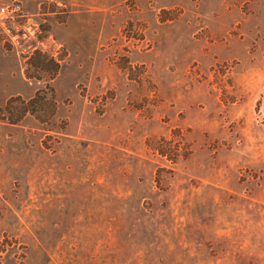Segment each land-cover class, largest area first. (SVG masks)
<instances>
[{"label":"rangeland","instance_id":"obj_1","mask_svg":"<svg viewBox=\"0 0 264 264\" xmlns=\"http://www.w3.org/2000/svg\"><path fill=\"white\" fill-rule=\"evenodd\" d=\"M21 1L0 264H264V0Z\"/></svg>","mask_w":264,"mask_h":264},{"label":"crops","instance_id":"obj_2","mask_svg":"<svg viewBox=\"0 0 264 264\" xmlns=\"http://www.w3.org/2000/svg\"><path fill=\"white\" fill-rule=\"evenodd\" d=\"M0 4L2 3L0 2ZM36 8V11L28 12L26 16H24V18L20 19L18 22L8 20L7 24L4 25V31L6 32L7 37L11 39L17 38L18 43L22 46H25L30 40H33L32 49L34 52L42 53L44 50L48 48L50 49L48 41H50L49 38L51 30L49 25L45 22H37L35 20V15H37V13L39 14L42 9L40 8L39 3L37 4ZM7 18L9 19L7 15L0 14V19L3 21V24L4 20H7ZM16 29L19 30L17 33L14 32ZM8 50L9 48L6 47L4 43L0 45V82L4 83L1 87L3 88L1 89V92H4L7 82L13 77V63H10V60H6V58L11 56L10 54H6ZM56 61L58 62V60Z\"/></svg>","mask_w":264,"mask_h":264},{"label":"built area","instance_id":"obj_3","mask_svg":"<svg viewBox=\"0 0 264 264\" xmlns=\"http://www.w3.org/2000/svg\"><path fill=\"white\" fill-rule=\"evenodd\" d=\"M23 11V3L21 0H13L11 3L0 4V14L14 18Z\"/></svg>","mask_w":264,"mask_h":264},{"label":"trees","instance_id":"obj_4","mask_svg":"<svg viewBox=\"0 0 264 264\" xmlns=\"http://www.w3.org/2000/svg\"><path fill=\"white\" fill-rule=\"evenodd\" d=\"M53 61H55V64L59 63V62H57V61H56V60H54V59H53Z\"/></svg>","mask_w":264,"mask_h":264}]
</instances>
